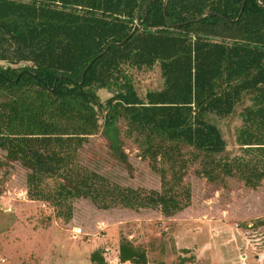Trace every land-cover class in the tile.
Here are the masks:
<instances>
[{
  "label": "trees",
  "instance_id": "trees-1",
  "mask_svg": "<svg viewBox=\"0 0 264 264\" xmlns=\"http://www.w3.org/2000/svg\"><path fill=\"white\" fill-rule=\"evenodd\" d=\"M156 70L162 87L139 92L137 74ZM99 136L131 175L133 141L161 191L82 165ZM0 150V171L21 165L28 199L67 222L79 200L174 218L190 206L193 168L212 185L258 190L264 0H0ZM118 260L148 264V250L122 238ZM91 263L107 264L102 250Z\"/></svg>",
  "mask_w": 264,
  "mask_h": 264
},
{
  "label": "rangeland",
  "instance_id": "rangeland-1",
  "mask_svg": "<svg viewBox=\"0 0 264 264\" xmlns=\"http://www.w3.org/2000/svg\"><path fill=\"white\" fill-rule=\"evenodd\" d=\"M136 84L139 92L158 90L162 80L156 70L137 74ZM99 96L110 95L101 90ZM124 140L132 175L111 158L103 136L86 145L81 164L99 165V172L123 187L161 191L160 176L140 159L136 144ZM195 170L185 178L190 206L174 218L153 209L103 210L79 200L67 222L47 202L28 199L27 171L21 165L2 169L0 264H92L96 250L103 251L107 264H121L122 238L145 246L148 264H179V257L189 258L187 264H264V183L258 190H248L236 179L212 185Z\"/></svg>",
  "mask_w": 264,
  "mask_h": 264
},
{
  "label": "water",
  "instance_id": "water-1",
  "mask_svg": "<svg viewBox=\"0 0 264 264\" xmlns=\"http://www.w3.org/2000/svg\"><path fill=\"white\" fill-rule=\"evenodd\" d=\"M166 2H167V0H165V6H166ZM203 17H204V16H202L201 19H202ZM97 58H98V57H97ZM97 58H96V59H97ZM91 65H92V64H91ZM91 65H90V66H91ZM90 66H89L88 68H90ZM84 76H85V73L83 74V77H84Z\"/></svg>",
  "mask_w": 264,
  "mask_h": 264
},
{
  "label": "bare ground",
  "instance_id": "bare-ground-1",
  "mask_svg": "<svg viewBox=\"0 0 264 264\" xmlns=\"http://www.w3.org/2000/svg\"><path fill=\"white\" fill-rule=\"evenodd\" d=\"M78 230V229H77Z\"/></svg>",
  "mask_w": 264,
  "mask_h": 264
}]
</instances>
